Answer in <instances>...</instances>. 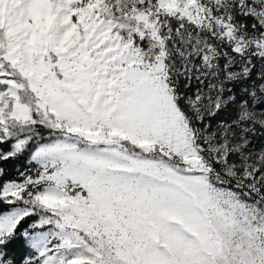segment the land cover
<instances>
[{
	"label": "snow or ice",
	"instance_id": "obj_1",
	"mask_svg": "<svg viewBox=\"0 0 264 264\" xmlns=\"http://www.w3.org/2000/svg\"><path fill=\"white\" fill-rule=\"evenodd\" d=\"M0 264H264V0H0Z\"/></svg>",
	"mask_w": 264,
	"mask_h": 264
}]
</instances>
